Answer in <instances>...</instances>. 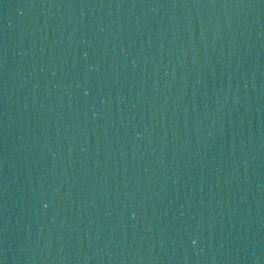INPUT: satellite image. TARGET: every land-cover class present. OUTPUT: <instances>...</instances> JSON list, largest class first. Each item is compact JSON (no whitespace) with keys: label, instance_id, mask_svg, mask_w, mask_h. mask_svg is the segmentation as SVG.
Here are the masks:
<instances>
[{"label":"water","instance_id":"95a60500","mask_svg":"<svg viewBox=\"0 0 264 264\" xmlns=\"http://www.w3.org/2000/svg\"><path fill=\"white\" fill-rule=\"evenodd\" d=\"M0 264H264V0H0Z\"/></svg>","mask_w":264,"mask_h":264}]
</instances>
